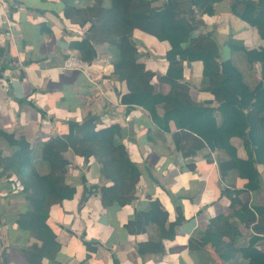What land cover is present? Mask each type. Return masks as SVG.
Masks as SVG:
<instances>
[{
  "label": "crops",
  "instance_id": "1",
  "mask_svg": "<svg viewBox=\"0 0 264 264\" xmlns=\"http://www.w3.org/2000/svg\"><path fill=\"white\" fill-rule=\"evenodd\" d=\"M231 1L216 3L212 16L201 17L200 33L216 41L221 60H230L244 82L254 88L261 81L260 64L249 65L242 52L230 48L229 41L247 50L264 47V41L254 27L232 14ZM90 3L75 0L73 5L84 7ZM64 10L63 0H0V129L25 138L39 165L41 146L51 138L67 134L69 122L80 123L87 115L98 116L97 128L120 127L121 143L131 162L137 165L140 177L131 203L104 206L99 187L110 186L109 180L101 176L92 157L67 152L66 183L75 187L76 193L71 200L49 209L47 225L60 249L53 263H42L223 264L210 245L200 248L199 242L205 231L224 225L226 217L240 208L239 204L231 208L225 189L242 191L238 196L240 203H246L251 210L259 208L263 216L257 218L264 227V167L257 165L259 190L246 191V181L236 170H229L221 178L218 164L228 159L223 151L199 147L196 135L178 130L172 121L168 131H163L142 108L122 104L121 97L128 90L124 82L112 75L110 48L106 44L93 45L95 59L83 62L74 45L85 37L89 25L81 27ZM132 36L139 42L135 43L140 53L138 63L154 73V92L167 94L170 87L161 83L159 77L168 67L164 56L169 44L138 29ZM71 58L86 66L65 68V62ZM201 81V62H183L182 82L189 85L190 99L196 104L209 102L217 107L214 96L200 89ZM162 115L159 106L156 116L160 119ZM231 144L237 157L246 159L242 141L232 138ZM194 148L195 152L188 154ZM11 152L0 140V154L8 158ZM11 182L0 179V264H28L22 249L37 241L17 226V220L31 208L23 193L12 190ZM152 201H158L167 212L168 222H173L178 212L184 221L176 228L173 240H162V254L142 257L136 246L158 239L157 228L149 224L142 232L133 233L135 224L130 232L126 225L138 213H147ZM229 222L238 231L228 236L234 240L236 252L235 249L247 246L255 232L252 225L245 226L235 217H229ZM228 238L223 239L229 241ZM257 249L264 251V236ZM239 255L229 263L242 264Z\"/></svg>",
  "mask_w": 264,
  "mask_h": 264
},
{
  "label": "trees",
  "instance_id": "2",
  "mask_svg": "<svg viewBox=\"0 0 264 264\" xmlns=\"http://www.w3.org/2000/svg\"><path fill=\"white\" fill-rule=\"evenodd\" d=\"M63 1L65 15L70 20L81 27L89 25L85 37L74 45L80 59L86 63L95 59L93 45L106 44L110 48L112 75L117 81L124 82L128 90L121 97L122 104L142 108L163 131H168V123L172 121L178 130L196 135L200 140L199 147L223 151L228 159L218 164L221 178L229 170H236L246 181V191L259 190L257 165L264 167V47L247 50L229 41L230 48L242 52L249 65L260 64L261 81L250 88L230 60H221L216 41L200 33L203 28L201 17L212 16L214 5L223 0H164L161 3L160 0H88L91 3L84 7L73 5L75 0ZM230 9L234 16L254 27L264 41V0H232ZM135 29L169 44L164 56L168 67L159 77L161 83L170 87L167 94L154 92L151 84L154 73L138 63L140 53L132 36ZM194 32L198 33L193 37ZM195 61L202 64L200 89L214 96L217 107H212L209 102L196 104L190 99L189 85L182 82L183 62ZM159 106L163 109L160 119L156 116ZM99 122V117L94 115H87L80 123L69 122L67 134L51 138L41 146L39 165L25 138L0 129V140L12 149L8 158L0 154V179L17 181L31 208L17 220V226L28 231L38 242L22 249L28 264H43V260L53 263L60 249L47 220L51 206L71 200L76 193L75 187L66 183L67 152L84 158L92 157L101 176L109 180L110 186L99 187L104 206L112 203L125 206L134 200L140 171L121 143L120 127L97 128ZM232 138L242 141L246 159L237 157ZM194 152L195 148L188 154ZM240 193L242 191L235 189L224 190L231 208L240 205L229 217L237 218L245 226H253L255 235L250 237L247 246L234 252V240L228 236L232 232L238 234V231L226 217L224 225L222 223L215 230L204 232L199 247L210 245L223 264H230L229 261L237 254H240L242 264H264V251L257 249V243L264 236V227L258 219L263 216L262 212L259 208L251 210L246 203H240ZM183 221L178 212V217L168 222L167 212L158 201H152L150 210L138 213L126 229L130 232L134 224L133 233L142 232L149 224L157 228L158 239L136 246L139 256L146 257L162 254V240H173L176 228ZM224 236L229 241H224Z\"/></svg>",
  "mask_w": 264,
  "mask_h": 264
},
{
  "label": "built area",
  "instance_id": "3",
  "mask_svg": "<svg viewBox=\"0 0 264 264\" xmlns=\"http://www.w3.org/2000/svg\"><path fill=\"white\" fill-rule=\"evenodd\" d=\"M86 65L82 63V61L74 60V59H69L65 62V68H75V69H83ZM11 188L14 191H21L22 187L17 181H12L11 182Z\"/></svg>",
  "mask_w": 264,
  "mask_h": 264
},
{
  "label": "water",
  "instance_id": "4",
  "mask_svg": "<svg viewBox=\"0 0 264 264\" xmlns=\"http://www.w3.org/2000/svg\"><path fill=\"white\" fill-rule=\"evenodd\" d=\"M136 44H139V42L138 41H134Z\"/></svg>",
  "mask_w": 264,
  "mask_h": 264
}]
</instances>
